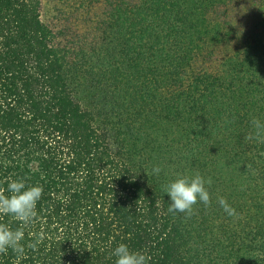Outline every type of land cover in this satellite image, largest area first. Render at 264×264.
<instances>
[{"label":"trees","instance_id":"1","mask_svg":"<svg viewBox=\"0 0 264 264\" xmlns=\"http://www.w3.org/2000/svg\"><path fill=\"white\" fill-rule=\"evenodd\" d=\"M253 118L264 0H0V190L43 188L0 264H115L121 243L148 264H264ZM197 173L210 205L170 213L165 186Z\"/></svg>","mask_w":264,"mask_h":264},{"label":"clouds","instance_id":"2","mask_svg":"<svg viewBox=\"0 0 264 264\" xmlns=\"http://www.w3.org/2000/svg\"><path fill=\"white\" fill-rule=\"evenodd\" d=\"M251 123L254 132L246 136L245 140H250L253 136L257 140H264V122L253 118ZM161 171V166H155L152 169V174L158 176ZM211 184V177L205 179L198 173L194 177L178 176L164 189L172 201L168 211L184 213L190 218L194 214V206L197 203H203L205 207H208L211 203V196L206 185L210 186ZM7 193L0 190V215L12 216L20 222V227L12 229L9 225L0 223V254H7L8 250L12 249L17 256H21L24 254V246L21 243L24 239V230L37 217V203L42 197L43 188L38 185L26 187L22 180L11 181L8 184ZM218 203L228 216L238 215L225 198L218 197ZM28 247L35 249L36 244H29ZM111 255L116 257L115 264H148L150 260L146 254L133 251L123 243L117 246Z\"/></svg>","mask_w":264,"mask_h":264}]
</instances>
